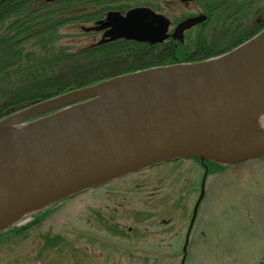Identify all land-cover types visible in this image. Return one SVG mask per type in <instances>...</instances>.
Masks as SVG:
<instances>
[{"label": "water", "instance_id": "1", "mask_svg": "<svg viewBox=\"0 0 264 264\" xmlns=\"http://www.w3.org/2000/svg\"><path fill=\"white\" fill-rule=\"evenodd\" d=\"M205 19L188 16L169 32L166 15L140 5L109 10L90 29L104 30L106 41L183 42L184 32ZM262 111L264 28L219 56L126 73L7 114L0 126L25 127L0 133V231L161 162L196 157L231 164L263 156L264 136L237 139Z\"/></svg>", "mask_w": 264, "mask_h": 264}, {"label": "rangeland", "instance_id": "2", "mask_svg": "<svg viewBox=\"0 0 264 264\" xmlns=\"http://www.w3.org/2000/svg\"><path fill=\"white\" fill-rule=\"evenodd\" d=\"M199 3L162 0L170 30L202 13ZM93 25L62 28V44L95 42ZM262 157L211 171L203 185V166L184 158L78 192L37 221L16 220L22 229L0 236V264H264Z\"/></svg>", "mask_w": 264, "mask_h": 264}, {"label": "trees", "instance_id": "3", "mask_svg": "<svg viewBox=\"0 0 264 264\" xmlns=\"http://www.w3.org/2000/svg\"><path fill=\"white\" fill-rule=\"evenodd\" d=\"M161 1L0 0V119L14 109L119 75L218 56L264 28V0H199L206 19L187 30L183 42L168 38L151 45L128 39H97L73 49L62 44L60 30L64 27L95 23L109 10L125 12L133 6L162 12ZM180 159L184 158L171 161ZM191 159L204 168L201 185L206 175L224 166L213 160ZM63 200L28 215L37 221ZM20 229L14 224L0 231V236Z\"/></svg>", "mask_w": 264, "mask_h": 264}, {"label": "bare ground", "instance_id": "4", "mask_svg": "<svg viewBox=\"0 0 264 264\" xmlns=\"http://www.w3.org/2000/svg\"><path fill=\"white\" fill-rule=\"evenodd\" d=\"M25 127L22 123L12 124L10 126H0V133H5L13 129H20ZM264 136V111L259 113L253 122L249 125L248 129H244V131L240 134L238 139V143H242L243 141H252L254 139H258Z\"/></svg>", "mask_w": 264, "mask_h": 264}, {"label": "flooded vegetation", "instance_id": "5", "mask_svg": "<svg viewBox=\"0 0 264 264\" xmlns=\"http://www.w3.org/2000/svg\"><path fill=\"white\" fill-rule=\"evenodd\" d=\"M101 33L103 34V31H101ZM102 38V37H101Z\"/></svg>", "mask_w": 264, "mask_h": 264}, {"label": "crops", "instance_id": "6", "mask_svg": "<svg viewBox=\"0 0 264 264\" xmlns=\"http://www.w3.org/2000/svg\"><path fill=\"white\" fill-rule=\"evenodd\" d=\"M262 158H264V157H262Z\"/></svg>", "mask_w": 264, "mask_h": 264}]
</instances>
